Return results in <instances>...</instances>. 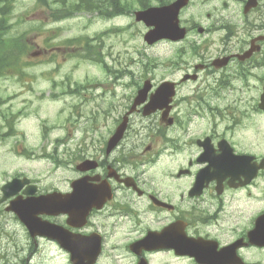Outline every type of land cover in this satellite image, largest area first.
Here are the masks:
<instances>
[{
    "label": "flooded vegetation",
    "instance_id": "af4514ba",
    "mask_svg": "<svg viewBox=\"0 0 264 264\" xmlns=\"http://www.w3.org/2000/svg\"><path fill=\"white\" fill-rule=\"evenodd\" d=\"M194 1L188 0L185 8ZM210 1L206 15L214 22L202 26V31L198 23L186 27L190 52L197 62L187 66L177 80L172 78L175 94L170 96L166 115L164 109L144 115V104L128 113L139 89L132 84L133 72L105 68L112 81L98 94L83 132L63 138V166H56L63 169V186L43 185L27 172L13 176L31 179L6 201V205L14 202L15 212L8 213L20 223L26 242L15 243L11 253L0 244V264H32L35 254L55 244L44 234L32 236L19 221V213L29 216L37 207L32 203L52 191L63 193V212H40L37 222L63 229L59 249L68 258L70 251L78 252L77 264H125L126 259L130 264H225V244L234 240L225 243V222L233 218L226 206L242 208L238 217L247 222L242 227L243 237L253 228L255 218L264 217V109L260 106L264 94V0H205ZM62 3L35 0V9L40 14L62 12ZM97 3L105 13L114 11L113 0ZM222 11L225 15L217 18L216 13ZM195 31L222 33L197 41L189 38ZM139 77L143 82L147 75ZM201 79L205 85L181 91L188 81ZM163 80L153 85L147 99ZM235 81L243 85L236 86ZM125 117L126 127L119 134ZM41 137L49 140L45 134ZM229 149L249 157L234 179L225 177ZM41 150V157L49 160L50 153ZM53 152L57 153V147ZM6 205L2 202L0 215L6 214ZM31 227L32 232L43 231ZM142 239V246L133 248ZM98 246L101 251L94 258ZM118 250L125 254L114 256ZM259 250L264 247L237 249L247 264H260V258L253 262L242 252L258 255Z\"/></svg>",
    "mask_w": 264,
    "mask_h": 264
},
{
    "label": "rangeland",
    "instance_id": "374dc122",
    "mask_svg": "<svg viewBox=\"0 0 264 264\" xmlns=\"http://www.w3.org/2000/svg\"><path fill=\"white\" fill-rule=\"evenodd\" d=\"M130 1L133 7L132 10L140 9L137 0ZM150 2L153 5L158 4L155 0H150ZM211 4L212 1L206 3L205 0H195L194 4L186 9L181 16L183 24L189 26L192 23H198L206 28L214 22V19H209L206 15L210 11ZM36 13L35 0H13L12 10L9 14L10 21L13 24L11 34L26 31L28 37H30L29 44L31 43V46L26 56L29 61L26 68L29 76L23 79L13 75L0 76V87L6 88L1 90L6 91V95L14 94L17 96V98L2 103L1 110L6 112V109L9 108L10 111L17 112L23 108L24 99H28L31 103L23 111V116L17 121L14 132L11 135H4L0 140V184L16 172L25 171L39 178L43 185L63 186V169L61 167H56L50 160L37 159V157L34 160H25L22 148L27 147V149L38 153L41 152V149H45L46 152L53 153L54 147H57L59 156L63 157V144L57 142V140L62 139L67 134L78 135L81 132L80 126L83 124V119L70 115L73 110L71 106L73 103L78 102L77 96H63L60 93L61 89L51 93L50 87L53 86V81H63L62 85L56 86H70L71 88L77 87L76 83L86 87L92 86L95 81H99L94 88L81 90L84 93H96L98 83H109L111 80L104 72L102 64H95L92 60L82 57L78 52L69 55L70 49L67 51V58L64 60L56 51L50 52L52 54L47 53L35 57L29 55L31 52L45 47L46 42L51 38H53L52 43H60V41L63 42L67 38L78 36L94 37L98 33L110 29V32H107L99 40L105 60L111 69L132 71L134 75L132 80L139 81V76L142 74L149 75L155 80L171 77L172 75L179 77L187 66L197 62V59L189 50V40L177 44L167 42H161L154 46L146 44L143 35L147 27L141 22H136L133 13L118 15L108 20L104 17H96L94 13H80L58 23L32 18ZM221 15H225V11L216 13L217 18ZM230 15L234 16V19L238 18L236 14L230 13ZM59 33L60 35L56 36ZM221 33L222 31L212 34H200L195 31L189 38L197 41L201 39L211 40L217 38ZM179 50L185 51L181 56L182 60L176 57L175 54ZM107 54H112V58L111 56H109L111 59L106 57ZM149 58H156V61L149 64ZM183 60H185L184 63H182ZM173 61L174 64H172ZM205 84V79L188 81L184 84L182 90L189 92V88ZM235 85L243 84L235 81ZM21 87H31L32 92L25 93V90ZM86 110L83 109L84 112ZM67 119L75 124L77 119L80 122L73 129V127H68L69 122H67ZM225 121V125H227L228 122ZM0 123L3 125V133L11 132L5 126L3 119L0 120ZM222 125L220 124V126ZM43 134L47 135L51 143L44 141L41 137ZM18 147L22 153L18 152ZM226 213L227 211H225ZM246 224L247 222H225V241L230 240L232 236H236ZM24 242H26V236L20 225L10 215H4V213L0 215V244L3 245L4 251L11 253L14 251L15 243ZM49 246V248L48 246L42 248L32 258L31 263L67 264V256L52 244H49ZM123 254L125 252L118 250L114 253V256ZM244 254L253 262L260 257H263L264 260L262 252L258 255H251V252L245 251ZM125 261V264H130L127 259ZM118 262L123 263L120 260Z\"/></svg>",
    "mask_w": 264,
    "mask_h": 264
},
{
    "label": "trees",
    "instance_id": "16d2710c",
    "mask_svg": "<svg viewBox=\"0 0 264 264\" xmlns=\"http://www.w3.org/2000/svg\"><path fill=\"white\" fill-rule=\"evenodd\" d=\"M63 0V5L65 7H70L71 3L65 2ZM148 0H140L141 3H145ZM3 5L0 4V74L4 75L15 70H19L20 67L25 64L23 58L21 57L28 48V38L26 31L20 34H11V27L7 25L9 18V13L12 8L11 0H0ZM73 2L74 8L78 9H91L96 8L97 2L95 0H78L76 3ZM113 5L115 7L114 13H110L107 16L127 13L131 8L130 4L123 2L122 0H113ZM102 14V11H99ZM61 16H68V14H60ZM79 41V39L68 40V42ZM91 39H89L90 43ZM86 43V47L91 45ZM22 69V68H21Z\"/></svg>",
    "mask_w": 264,
    "mask_h": 264
},
{
    "label": "water",
    "instance_id": "95a60500",
    "mask_svg": "<svg viewBox=\"0 0 264 264\" xmlns=\"http://www.w3.org/2000/svg\"><path fill=\"white\" fill-rule=\"evenodd\" d=\"M186 3L187 0H176L175 2L169 5L149 7L144 10L136 11L135 18L137 21L142 20L145 22L146 25L153 26L152 29H150L145 34V39L149 43H153L154 41L160 38H171L173 40L183 38L185 35V28L179 26L178 14L180 8L186 5ZM163 85L167 84L165 83ZM149 86V84H145V87L144 89H142V92L146 93ZM159 91L160 89L157 90V94L159 93ZM142 92H139V95L142 94ZM154 101L155 100H153V105H155ZM137 102L140 101L137 100ZM12 183L13 181L11 183L6 184L4 189L11 186ZM29 222H31V220ZM232 245L236 246L237 243ZM228 262L230 261H225V264H227Z\"/></svg>",
    "mask_w": 264,
    "mask_h": 264
}]
</instances>
